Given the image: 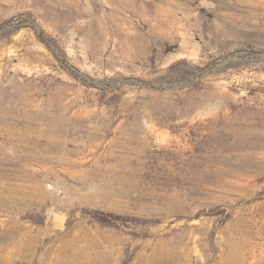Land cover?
Returning a JSON list of instances; mask_svg holds the SVG:
<instances>
[{"label":"rangeland","instance_id":"1","mask_svg":"<svg viewBox=\"0 0 264 264\" xmlns=\"http://www.w3.org/2000/svg\"><path fill=\"white\" fill-rule=\"evenodd\" d=\"M0 264H264V0H0Z\"/></svg>","mask_w":264,"mask_h":264},{"label":"trees","instance_id":"2","mask_svg":"<svg viewBox=\"0 0 264 264\" xmlns=\"http://www.w3.org/2000/svg\"><path fill=\"white\" fill-rule=\"evenodd\" d=\"M90 214L101 224L103 225H117V221H125L132 219L129 216L114 213V212H105L99 209H93L89 211Z\"/></svg>","mask_w":264,"mask_h":264}]
</instances>
